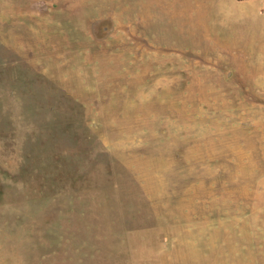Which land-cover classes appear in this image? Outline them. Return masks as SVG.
Here are the masks:
<instances>
[{"label":"rangeland","instance_id":"1","mask_svg":"<svg viewBox=\"0 0 264 264\" xmlns=\"http://www.w3.org/2000/svg\"><path fill=\"white\" fill-rule=\"evenodd\" d=\"M0 264H264V0H0Z\"/></svg>","mask_w":264,"mask_h":264}]
</instances>
